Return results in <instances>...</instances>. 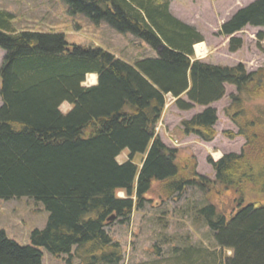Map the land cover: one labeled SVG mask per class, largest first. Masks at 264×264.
I'll list each match as a JSON object with an SVG mask.
<instances>
[{"label": "trees", "instance_id": "trees-1", "mask_svg": "<svg viewBox=\"0 0 264 264\" xmlns=\"http://www.w3.org/2000/svg\"><path fill=\"white\" fill-rule=\"evenodd\" d=\"M63 1L72 14L130 33L157 56L131 65L102 49L69 45L60 34L17 32L13 15L0 9V49L5 52L0 67V200L33 199L50 214L46 228L31 234V246L18 245L0 230V264H42L40 249L59 258L85 248L102 253L97 264H122L123 249L110 236V226L128 223L135 210L150 203L147 197L155 189L164 204L180 201L190 187L211 183L195 168L188 173L178 165V151L158 136L167 96L180 111L205 108L183 120L181 128L185 136L211 143L218 135L212 105L225 97L226 85L234 86L238 94L231 96L225 114L239 131L224 136L244 137L245 146L259 151L263 161L255 168L245 152L209 161L222 187L242 190V184L258 182L264 193V110L244 124L231 115L234 108L243 114L241 96H264V69L249 74L243 64L196 60L194 46L204 37L172 16L170 0ZM248 26L264 27V0L221 26L220 34L230 37L231 52L243 45L233 35ZM91 74L97 75V84L84 87ZM64 103L72 106L66 114L60 110ZM250 127L262 132L251 134ZM124 151L131 160L119 164ZM136 154L145 155L139 168L133 163ZM241 205L229 219L211 204L190 215L208 229L222 253L190 244L175 247L166 262L264 264V207ZM226 251L232 255L226 258Z\"/></svg>", "mask_w": 264, "mask_h": 264}, {"label": "rangeland", "instance_id": "rangeland-1", "mask_svg": "<svg viewBox=\"0 0 264 264\" xmlns=\"http://www.w3.org/2000/svg\"><path fill=\"white\" fill-rule=\"evenodd\" d=\"M256 1L258 0H170V13L195 28L204 37L202 44L194 46L196 60L217 66L234 67L243 64L249 74H254L264 69V38L260 39V35L264 36V27L248 26L233 35L240 38L243 44L236 52L230 51V37L221 35L220 30L239 10ZM0 9L13 15V27L17 32L26 30L42 34H60L69 45L102 49L131 65L137 60L157 56L152 48L130 33H120L106 22L95 24L85 15L72 14L63 0H0ZM4 57L5 52L0 49V67ZM258 76L256 78L259 79ZM96 84L97 75L91 74L86 77L83 86L92 87ZM237 94L234 86L226 85L225 97L213 104L218 116L215 125L218 135L211 143L203 142L194 135L184 136L181 128L183 120H189L187 117L202 113L204 107H195L194 110L182 111L180 114L175 112L176 109L179 110L176 107L170 110L175 100L171 96L166 97L168 107H165L164 115L172 114V117L167 116L166 120L162 118L157 134L160 138L164 137L165 142L172 147L170 149L178 151V165L187 169L188 173L189 169L195 168L198 175L207 178L211 183L205 188L190 187L180 201H168L164 204H160L157 189L154 188L147 197L150 203H147L142 211L135 210L126 224L115 222L110 226V236L123 249L122 264H168L166 259L172 257L175 247L184 248L190 244L222 253L216 247L208 229L194 221V216L190 217L194 215L195 208L200 209L211 204L229 219L237 212L240 202L241 206L257 204L264 207V193L260 183L242 184V190L239 187L236 190H228L216 182V173L209 161L212 159L218 162L224 155H239L244 152L256 165L255 168H258L260 160L263 161L259 151L246 147L244 137L229 140L224 136L225 132L239 131L236 123L225 114L226 108L232 103L231 96ZM241 97H244L240 105L244 109L243 114L235 113L234 108L231 115L235 117V121H242L244 124L247 119L253 121V118L259 115V109L264 110V96ZM183 99L187 101L186 96ZM1 106L0 98V108ZM71 109L69 103H64L60 108L64 114ZM250 131L251 134L253 131L257 134L262 132L254 127H250ZM144 158V154H136L133 163L139 168ZM129 160V151H124L117 158L119 164ZM118 196L124 198L125 194L120 192ZM187 207L192 211L184 214L183 211ZM49 217L50 214L44 205L33 199L0 200V230L20 246H31V234L36 230H44ZM40 252L43 254L42 264H97L96 261L102 256V253L89 251L88 248L79 252L74 249L72 255L59 258L52 256L45 249H40ZM223 255L227 258L232 252L226 251Z\"/></svg>", "mask_w": 264, "mask_h": 264}, {"label": "crops", "instance_id": "crops-1", "mask_svg": "<svg viewBox=\"0 0 264 264\" xmlns=\"http://www.w3.org/2000/svg\"><path fill=\"white\" fill-rule=\"evenodd\" d=\"M173 107H176V105H175V104H172L171 107H170V110H171V108H173ZM176 108H177V107H176ZM213 108H215L214 105H213ZM174 110H175V108H174ZM193 110H194V109H193ZM204 110H205V108H204ZM175 112H178V113L182 114V111H179V110L177 111V109H176ZM183 113H184V112H183ZM197 114H198V113H197ZM197 114L192 115L191 118L187 117V119L190 120V119H192L194 116H196ZM173 115L176 117V115H175L174 113H173ZM167 116H171V117H172V114L167 115V113H165V115H164V117H163V120H166V119H167ZM215 129H216V127H215ZM184 136H185V135H184ZM162 138H163V139H162ZM162 138H161V139H162V142L164 143V145H165L167 148H169V149L172 148V147L169 146L168 143L165 142L164 137H162Z\"/></svg>", "mask_w": 264, "mask_h": 264}, {"label": "water", "instance_id": "water-1", "mask_svg": "<svg viewBox=\"0 0 264 264\" xmlns=\"http://www.w3.org/2000/svg\"><path fill=\"white\" fill-rule=\"evenodd\" d=\"M113 219H114L113 217H112V218H110V221H113Z\"/></svg>", "mask_w": 264, "mask_h": 264}, {"label": "flooded vegetation", "instance_id": "flooded-vegetation-1", "mask_svg": "<svg viewBox=\"0 0 264 264\" xmlns=\"http://www.w3.org/2000/svg\"><path fill=\"white\" fill-rule=\"evenodd\" d=\"M237 126V125H236ZM238 127V126H237ZM215 179H216V175H215Z\"/></svg>", "mask_w": 264, "mask_h": 264}, {"label": "bare ground", "instance_id": "bare-ground-1", "mask_svg": "<svg viewBox=\"0 0 264 264\" xmlns=\"http://www.w3.org/2000/svg\"><path fill=\"white\" fill-rule=\"evenodd\" d=\"M94 77V76H93ZM112 218V217H111ZM114 218V217H113Z\"/></svg>", "mask_w": 264, "mask_h": 264}]
</instances>
